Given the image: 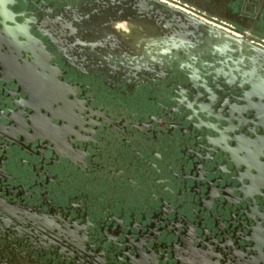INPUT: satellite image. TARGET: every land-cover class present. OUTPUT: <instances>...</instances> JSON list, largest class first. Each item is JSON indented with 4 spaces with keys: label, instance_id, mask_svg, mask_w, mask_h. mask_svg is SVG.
I'll use <instances>...</instances> for the list:
<instances>
[{
    "label": "flooded vegetation",
    "instance_id": "flooded-vegetation-1",
    "mask_svg": "<svg viewBox=\"0 0 264 264\" xmlns=\"http://www.w3.org/2000/svg\"><path fill=\"white\" fill-rule=\"evenodd\" d=\"M152 1L264 48L263 37L217 15L223 0ZM165 6L57 0L40 25L57 54L34 35L38 54L17 53L16 39L9 57L0 38L17 106L0 122V264H119L127 250L117 236L133 232L124 224L147 215L137 211L143 202L169 207L167 192L192 178L190 165L208 158L211 144L244 161L247 138L238 127L248 104L235 83L264 66L210 54L214 40H191L183 55L166 51L165 40L184 30L163 22L172 13ZM9 131L27 141L24 152L9 149ZM40 157L47 169L37 166Z\"/></svg>",
    "mask_w": 264,
    "mask_h": 264
},
{
    "label": "water",
    "instance_id": "water-1",
    "mask_svg": "<svg viewBox=\"0 0 264 264\" xmlns=\"http://www.w3.org/2000/svg\"><path fill=\"white\" fill-rule=\"evenodd\" d=\"M56 1L0 0V38L9 57L16 39L17 53L38 54L39 49L31 43L34 35L45 38L54 49L48 37L42 35L40 25L44 8ZM219 4L217 15L221 19L264 38V0H223ZM165 8L172 13H167L163 22L184 30L175 40H165L166 51L171 48L183 55L191 40H214L217 48L210 54L244 55L264 66V48L246 36H234L194 14ZM10 75V69L3 67L0 60V122H7L10 112H14L11 107H17L9 95L10 86H15ZM246 76L235 83L248 104L243 110L247 122L238 127L247 138L244 161L236 163L218 142L211 144L210 156L204 158L202 154L195 159L196 164L190 165L192 178H180L167 192L169 207L163 208L159 201L143 202L137 211L147 215L136 220L135 227L130 219L124 224L133 232L129 240L126 234L117 236L120 247L127 250L122 252L119 264H264V68ZM230 122L235 119L231 117ZM9 133L16 140L7 141L9 149L24 152L21 143L25 145L27 141L23 142L17 132ZM227 134V143L233 146L232 131ZM44 161L47 162L42 157L38 160L40 169H47ZM254 161L261 162L259 167L253 166ZM209 245L213 248L209 249ZM218 248L222 250L218 252Z\"/></svg>",
    "mask_w": 264,
    "mask_h": 264
},
{
    "label": "crops",
    "instance_id": "crops-1",
    "mask_svg": "<svg viewBox=\"0 0 264 264\" xmlns=\"http://www.w3.org/2000/svg\"><path fill=\"white\" fill-rule=\"evenodd\" d=\"M207 17L208 18H211L210 15H207ZM122 47H123V50H124L123 51V54H127L129 48H128V46H126V43H123V46Z\"/></svg>",
    "mask_w": 264,
    "mask_h": 264
}]
</instances>
